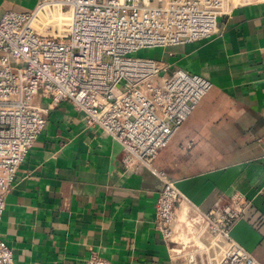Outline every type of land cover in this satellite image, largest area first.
<instances>
[{
    "label": "crops",
    "instance_id": "0c3cea01",
    "mask_svg": "<svg viewBox=\"0 0 264 264\" xmlns=\"http://www.w3.org/2000/svg\"><path fill=\"white\" fill-rule=\"evenodd\" d=\"M37 1L0 0V17ZM220 28L208 40L149 50L213 85L154 165L202 211L234 194L247 199L229 235L264 264V0L235 7ZM45 104L46 127L18 170L0 223L13 264H87L93 254L114 264H180L175 240L155 230L163 180L143 166L126 169L121 145L87 127L70 103Z\"/></svg>",
    "mask_w": 264,
    "mask_h": 264
},
{
    "label": "built area",
    "instance_id": "2783aa9c",
    "mask_svg": "<svg viewBox=\"0 0 264 264\" xmlns=\"http://www.w3.org/2000/svg\"><path fill=\"white\" fill-rule=\"evenodd\" d=\"M251 1L38 0L28 11L2 14L0 223L18 170L46 127L45 103H70L87 127L102 129L121 145L126 169L143 166L163 180L154 225L164 239L175 240L172 252L178 259L186 252L178 241L184 217L195 229L188 252L205 255L206 262L213 252L212 264H259L229 235L246 214L247 199L234 194L202 211L154 165L212 83L164 61L135 56L211 39L221 31L220 19ZM182 261L199 264L189 254ZM0 264H13L1 237ZM87 264L114 263L93 254Z\"/></svg>",
    "mask_w": 264,
    "mask_h": 264
},
{
    "label": "rangeland",
    "instance_id": "374dc122",
    "mask_svg": "<svg viewBox=\"0 0 264 264\" xmlns=\"http://www.w3.org/2000/svg\"><path fill=\"white\" fill-rule=\"evenodd\" d=\"M135 56H138V57H152V55H150V51H146V50H142V51H139ZM186 221V220H185ZM178 226V224H177ZM187 227V221H186V224H184L183 226L180 227V229H185ZM183 232V231H182ZM180 232V235H179V243H180V246L183 247V249H185L186 252H183V255H181V259L183 260L184 258H187V255L189 254L190 256H195L196 260H198L199 264H200V261H201V264H212L213 260L211 259L210 261V258L211 256L214 257V253L212 252L210 255V257H208V260L207 262L205 261V255H202L201 256V259H200V255L199 254H195L194 252H188L189 250V246L192 245V240H193V237L192 235L195 234V229L194 227H192V225H190L188 228H187V232ZM200 260V261H199ZM186 261V260H185ZM185 261H181L180 264H186Z\"/></svg>",
    "mask_w": 264,
    "mask_h": 264
},
{
    "label": "bare ground",
    "instance_id": "6f19581e",
    "mask_svg": "<svg viewBox=\"0 0 264 264\" xmlns=\"http://www.w3.org/2000/svg\"><path fill=\"white\" fill-rule=\"evenodd\" d=\"M192 225V224H191ZM192 227H193V225H192Z\"/></svg>",
    "mask_w": 264,
    "mask_h": 264
}]
</instances>
